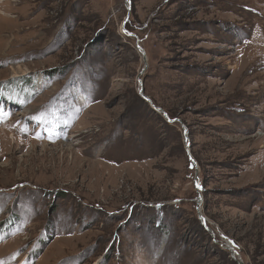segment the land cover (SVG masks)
<instances>
[{"label":"rangeland","instance_id":"374dc122","mask_svg":"<svg viewBox=\"0 0 264 264\" xmlns=\"http://www.w3.org/2000/svg\"><path fill=\"white\" fill-rule=\"evenodd\" d=\"M0 3V264H264V0Z\"/></svg>","mask_w":264,"mask_h":264},{"label":"water","instance_id":"95a60500","mask_svg":"<svg viewBox=\"0 0 264 264\" xmlns=\"http://www.w3.org/2000/svg\"><path fill=\"white\" fill-rule=\"evenodd\" d=\"M124 29V28H123ZM136 37V35H134ZM137 38L136 41V48L138 49L139 52H141L144 56L145 59V64L142 68V70L140 71V75L143 74L145 72V70L148 67V63L146 61V52L144 50V48L142 47V45L140 44L139 38ZM138 82H139V88H138V93L139 95L150 104V106L157 112L162 113V115L164 116V118L169 122V123H174V122H178L183 130V135H184V140H185V146H186V152H187V156L189 158V160L192 162V164L195 165V167L197 168V162L195 160V158L193 157L191 151H190V142H189V132H188V128L187 126L183 123V121L180 118H170V116L168 115V113L160 106H157L155 103H153L152 99L146 95L144 93V89H143V82L141 77H138ZM194 183H195V187L197 189H199V175L196 172L195 177H194ZM198 217L199 220L201 222V224L209 231L211 228L208 226L207 223V219L205 218V216L203 215V213L201 212V210L198 208ZM234 257V255H232ZM238 264H243V261L241 259L237 260Z\"/></svg>","mask_w":264,"mask_h":264},{"label":"bare ground","instance_id":"6f19581e","mask_svg":"<svg viewBox=\"0 0 264 264\" xmlns=\"http://www.w3.org/2000/svg\"><path fill=\"white\" fill-rule=\"evenodd\" d=\"M4 0H0V2H3ZM1 4V3H0ZM1 10V9H0ZM141 53V52H140ZM142 57H143V60H144V56H143V54H142ZM144 62H145V60H144ZM235 88V87H234ZM238 89V88H237ZM252 94V93H251ZM248 98H250L249 96H247ZM251 98H252V96H251ZM264 137V136H263ZM259 138H261V137H259ZM262 140V139H261ZM264 149V148H263ZM263 152V151H262ZM227 249H229L230 250V252L232 253V255H234V258L236 259V260H239V259H243L242 257H240L239 256V254H238V252H237V250L232 246V244L230 243V242H227L226 243V246H225Z\"/></svg>","mask_w":264,"mask_h":264}]
</instances>
